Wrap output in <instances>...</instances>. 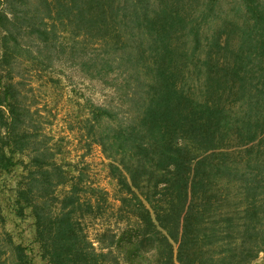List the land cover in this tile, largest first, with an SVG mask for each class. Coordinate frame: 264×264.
<instances>
[{
	"label": "trees",
	"instance_id": "1",
	"mask_svg": "<svg viewBox=\"0 0 264 264\" xmlns=\"http://www.w3.org/2000/svg\"><path fill=\"white\" fill-rule=\"evenodd\" d=\"M223 1L1 0L0 174L22 166L10 203L33 232L16 241L0 202V264H35L29 244L42 264L264 256V0ZM24 36L80 53L84 73L112 77L125 101L120 114L87 100L76 117L116 180L113 226L100 222L101 192L34 122L15 80L38 57Z\"/></svg>",
	"mask_w": 264,
	"mask_h": 264
},
{
	"label": "rangeland",
	"instance_id": "2",
	"mask_svg": "<svg viewBox=\"0 0 264 264\" xmlns=\"http://www.w3.org/2000/svg\"><path fill=\"white\" fill-rule=\"evenodd\" d=\"M230 0H224L223 6H228ZM0 0V8H1ZM23 42L29 47L30 57L38 56L34 61L22 60L15 68V80L19 81L27 102L31 106L33 119L39 129L45 134L48 144L58 148L55 159L59 162H71L85 176L86 185L97 188L100 198L107 203L100 222L111 223V212L117 207L116 180L109 174L108 159L101 146L86 139L77 125V114L84 111L86 101L111 106L120 114L126 109L122 101L114 93L110 85L112 77L91 78L81 69L80 53L72 54L68 47L59 42L42 48L34 39L24 36ZM42 48L43 50H40ZM46 48V49H45ZM91 49L87 52L92 53ZM83 110V111H82ZM22 166L18 165L10 174H0V202L5 216V228L10 231L16 241L30 242L33 232V219L26 216L20 219L12 211L13 188ZM76 173V171H74ZM104 225V223H102ZM119 225H114L116 230ZM95 227L90 225L88 233L94 237ZM113 228V227H112ZM34 263L42 264L36 255V245L29 244ZM32 258V259H33ZM252 264H264L263 252H260Z\"/></svg>",
	"mask_w": 264,
	"mask_h": 264
}]
</instances>
